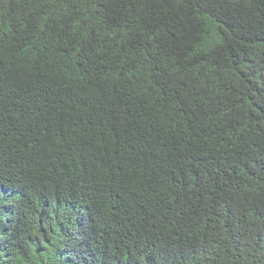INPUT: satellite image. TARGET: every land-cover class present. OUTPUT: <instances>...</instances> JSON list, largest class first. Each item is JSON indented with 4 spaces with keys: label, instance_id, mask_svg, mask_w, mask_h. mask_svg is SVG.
Listing matches in <instances>:
<instances>
[{
    "label": "trees",
    "instance_id": "16d2710c",
    "mask_svg": "<svg viewBox=\"0 0 264 264\" xmlns=\"http://www.w3.org/2000/svg\"><path fill=\"white\" fill-rule=\"evenodd\" d=\"M0 264H264V0H0Z\"/></svg>",
    "mask_w": 264,
    "mask_h": 264
}]
</instances>
